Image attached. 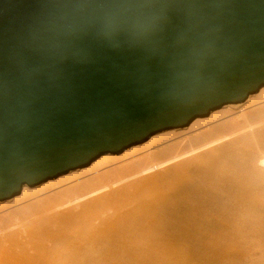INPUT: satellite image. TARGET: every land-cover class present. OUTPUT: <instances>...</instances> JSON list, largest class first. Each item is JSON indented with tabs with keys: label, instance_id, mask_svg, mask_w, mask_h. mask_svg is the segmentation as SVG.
Wrapping results in <instances>:
<instances>
[{
	"label": "water",
	"instance_id": "1",
	"mask_svg": "<svg viewBox=\"0 0 264 264\" xmlns=\"http://www.w3.org/2000/svg\"><path fill=\"white\" fill-rule=\"evenodd\" d=\"M264 87V0H0V200Z\"/></svg>",
	"mask_w": 264,
	"mask_h": 264
},
{
	"label": "bare ground",
	"instance_id": "2",
	"mask_svg": "<svg viewBox=\"0 0 264 264\" xmlns=\"http://www.w3.org/2000/svg\"><path fill=\"white\" fill-rule=\"evenodd\" d=\"M0 264H264V87L0 200Z\"/></svg>",
	"mask_w": 264,
	"mask_h": 264
}]
</instances>
